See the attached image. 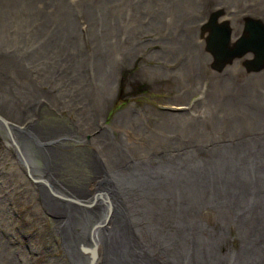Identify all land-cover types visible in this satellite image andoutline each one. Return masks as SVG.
Wrapping results in <instances>:
<instances>
[{
    "label": "rangeland",
    "instance_id": "obj_1",
    "mask_svg": "<svg viewBox=\"0 0 264 264\" xmlns=\"http://www.w3.org/2000/svg\"><path fill=\"white\" fill-rule=\"evenodd\" d=\"M182 1L185 0H48L44 3L43 0H40L39 3H43L40 6L45 9H43L45 14L41 13L47 15L54 11L58 18L60 39L57 42L55 41L56 44L51 53L52 55H48L44 51L40 52L41 50L38 49L36 31L38 32L39 30H35V28L39 24L34 23L36 20L23 13L22 10L17 11L15 7L11 6L13 8L7 10V12L4 10V15L7 19L6 25L0 23V79L7 81L13 94L17 95L21 91L19 87L23 88L21 83L24 75H31L28 72V68L37 77L46 78V76H50V72L54 75L57 74L55 76V85L56 94H59L58 97L60 99L66 97L67 100L73 99L82 103L80 108L84 106L88 109L81 116L88 115L92 117L94 113L93 106L101 102L103 77L110 76L108 73L119 71V92L116 100L109 108L104 118L105 122L101 120L99 122L100 124H105L107 128L111 126L116 129L113 127L114 125L118 127V124H115L114 121L115 117L124 112L132 101L136 102L137 107L149 109L156 119V122L149 126L152 128H149L144 133L138 129L134 130L135 134L140 135L137 138L140 144H136L135 147L137 150L136 157L148 161H154L157 155L160 157L164 155L162 161L169 157V163L171 164L173 160L180 158H174L175 152L188 159L191 157L190 150L195 149L200 144L215 143L218 148L221 147L220 151L222 152L224 149L223 145L226 143L236 145L240 151L243 147L241 142H244L247 147L251 146V148L263 143L264 138L260 139L258 137L264 134V73L243 79L246 71L244 69L239 71L235 69L231 75L228 72L226 76L218 80L217 74L210 73L209 64H206L207 58L204 57L205 55L202 51L201 57H196V59L194 57L198 50L190 49L186 53L182 52L180 56H185L184 67L186 69L175 70L171 69L176 65L168 63L177 59L178 55L171 52L162 53L161 55L158 53V35L154 31L156 18L160 11L168 18H177L175 6ZM226 1L230 3L232 11H238L240 15L248 13V10L240 11L241 4L238 0ZM210 4L218 6L216 0L214 3L209 0H201L197 3L193 20L188 22L186 27V36L191 42H195L197 33H199V24L206 20V13ZM11 12L12 16L9 15ZM239 21L240 19L235 24L237 29L241 25ZM38 27L43 29V26L39 25ZM54 29L55 27L51 29L50 34ZM172 29L176 32L177 24H172ZM16 30H19L18 34ZM68 35L73 36L71 46L69 45L70 41H67ZM30 49H32L31 51L34 54H27ZM8 51L14 52L9 53ZM126 56L131 57L129 63L124 62ZM32 57H35L38 61H31ZM100 58H102V61H100ZM191 58H193V61ZM36 62H38L37 65L35 64ZM99 64H101L100 70ZM39 82L41 85L45 83L43 81ZM49 82L54 84L52 79ZM97 92L100 95L99 98L96 97ZM5 93L10 94L9 91L7 92V87H1L0 96L6 95ZM145 104L147 106H144ZM39 108H41L40 123L48 125V127L52 126L54 130L61 128L56 123L60 122L61 119L58 116L59 108L50 104L45 105V103ZM67 111L69 112V110ZM179 113L186 114L172 120V122L163 121L162 127L159 125L160 116L168 120V118H174L172 115H181ZM69 114L72 115L71 122L73 124L75 114L70 112ZM132 117L130 116V119L128 118V121H126L131 126L134 125V120L137 121ZM87 122L89 121L87 120ZM90 124L91 122L87 125H78V130L80 133H86L88 136L87 140L94 141V145L96 147L98 145L97 148L101 150L99 144L101 137H99V134L96 136L99 130H96L95 127H90ZM129 124H122L121 132L125 134L127 130L132 133V130H129L131 128ZM159 128H162L163 132ZM63 129L65 128H61V130ZM0 130L5 131V128L0 126ZM112 131L114 132L115 130ZM115 133V135H118L117 131ZM93 138L94 140H92ZM121 139L122 141L119 140V136H115V140L112 139L113 142H110L107 138V141H109L108 145L114 143L120 152H111L106 147L105 150H102L107 153H105V156L112 165V169L117 168L116 163H113L117 153L124 154V148H127L123 144L126 142L125 137L121 136ZM77 141L80 144L84 143L83 141ZM74 149L68 151H73ZM84 150L82 153H88L86 145H84ZM250 153H243L240 156L249 158ZM66 155H68L67 152ZM169 163L164 168L163 176H170ZM81 165L67 166L66 180L72 187H76L73 186L75 185L73 179H76V182L80 185L87 184L85 186L86 192L90 182L89 178L80 182L77 176L73 174L74 168ZM82 166L85 167L84 165ZM58 169L61 170V167ZM62 170L61 173L64 174ZM123 174H125V171ZM219 177L222 178L221 168L218 170ZM218 191L222 192L219 189ZM145 192H139V195L142 194V200L146 199L145 196L150 199L156 197L158 198L155 200L157 207L159 209L172 208L171 210L175 216V208L179 206V203L173 207L170 202L168 206L166 201L164 203L161 201V198L165 197L164 195L160 194V198L157 194L150 195ZM32 201H35V198L26 201L25 205H32ZM18 208L20 215L15 217L13 221L22 224L23 227L26 226L27 230L30 231L29 234L33 233L34 235L33 243L31 240L24 242L27 243V245H23L25 250L27 248L30 251V254L26 252V258L29 259V264L44 263L40 243L41 233L44 232L45 228L43 225L40 227V224L35 222V220V225H33L25 206L20 204ZM34 212L36 214L40 213L38 206L34 208ZM191 214L192 212H189L187 208L182 219L186 215H188L186 218L190 217ZM242 222L244 223L243 226L233 225L238 230V233L233 236H242L246 241L245 246H247L246 243L251 237L254 240L253 244L256 246L262 244L264 237V220L262 216L258 215V213L250 214L246 222L243 219ZM231 225H228L229 227L228 230H225V234L223 232V237L221 235L218 236L219 241H212V255L218 254L220 251V242L226 243V245L227 243H232L228 234ZM16 227L18 228V226L8 227L12 235H17ZM21 235L24 234L21 233ZM160 235L164 239V233L161 232ZM225 235H227V241H224ZM13 241V245H20L17 239ZM6 245L7 251L4 250V254L3 252L2 254L0 253L3 264H11V262L22 264L24 260L10 258L7 255V253H14V248L11 247L10 243ZM61 252L64 254L63 251ZM18 253L20 254L21 252L19 251ZM18 253H14L16 257ZM64 256L63 258L66 260V254ZM213 263L218 264L214 260Z\"/></svg>",
    "mask_w": 264,
    "mask_h": 264
},
{
    "label": "bare ground",
    "instance_id": "obj_2",
    "mask_svg": "<svg viewBox=\"0 0 264 264\" xmlns=\"http://www.w3.org/2000/svg\"><path fill=\"white\" fill-rule=\"evenodd\" d=\"M46 1H48V0H43V3ZM33 2H35V3H33ZM39 2H40V0H0V23H3L4 25H6V23H7V19L4 15V10H6V12H7V10L12 9L13 7H15V9H17V11L22 10L23 13L31 16V18L36 20L34 23H36V24L38 23L40 26H43V29L38 27L39 25L36 26V28H35V30H39L38 32L36 31V39H37L36 42L38 43L37 46H38V49L41 50L40 52L44 51V53H46L48 55H52L51 53L54 49V46H55L57 40L60 39L59 29H58V18H57L54 11H51L47 15H44L45 9L43 8V6H40L43 3H39ZM11 6H13V7H11ZM240 8H243L242 5H240ZM41 12H43L44 14H42ZM9 15L12 16V12L9 13ZM239 16H241V15L238 13V11H234V18L237 20L236 23L240 19ZM33 19H31V20H33ZM28 23H29V21H28ZM54 27H55V29L50 34L51 29ZM3 28H4V26H3ZM18 31H17V34H18ZM72 39H73V36L68 35L67 41H70L69 42L70 46L72 45V42H73ZM62 47H63V45H62ZM15 50H17V49H15ZM31 50L32 49H30L29 52L27 53L28 55L34 54ZM8 52L11 53L14 51H8ZM35 52H36V50H35ZM130 58L131 57L126 56L124 59V62L129 63V61L131 60ZM34 60L38 61V59H35V57H32L31 61L34 62ZM100 61H102V58H100ZM35 64L37 65L38 62H36ZM100 69H101V64H99V70ZM56 70H57V68H56ZM28 72L31 75H28V76L24 75L22 83H21L23 85V88L19 87V89L21 91H19L17 93V95L13 94V92L11 91V88H10V84L7 81L0 79V88L1 87L2 88L7 87V92L8 91L10 92V94L5 93L6 95L0 96V126L1 127L3 126L6 129V131L8 132L7 135L10 137V139L8 137H6L5 134L3 133V131L0 130L1 145L4 147L2 149V152L0 155V162L1 161L10 162V163L12 162V165L10 166V170H11L10 190L12 191L11 194L16 196V199L19 198V200L23 203V205L26 203V201H30L33 198H35V201L37 200V192L35 191V188L32 187L34 179L41 178V179H44L45 181H48L49 183H51L48 180V178L44 175L43 171L40 168H37V166H38L39 161L41 162L44 159L48 160L50 158L52 151L54 153V156L57 159V162H58L57 165H59V168L61 167V170L63 168H65L64 170H62L63 173L68 172V170L66 169L67 166L75 165V164H82V165L90 168V155H91V153H82V155L80 154L81 156H77L78 154L76 155V148L73 145H71L72 143L70 145H68L67 141L59 140V138L62 136H65V135L66 136L74 135L75 137L73 140H75V141L79 140V141L84 142L82 144L83 145L82 152H84L85 151L84 145H86L85 144L86 141L83 138L87 139L88 136L86 133H80V131L78 130L79 129L78 125H87V124H89V122H91L90 127L92 126V127H95L96 130H99L97 133L99 134V137H101L99 139V144H100L101 150H103V149L105 150V147H106V149L109 148V150L111 152H120L114 143H111L108 145V142L109 141L113 142V140H115V136L116 137L119 136L120 141H122L121 136L125 137L126 142H124L123 144L127 148H129L128 154L127 153H124V154H118L117 153V155L115 156V158L113 160V163L114 164L116 163V165L121 164L123 166V168H125V170H124L125 174H123L124 184H122V187L124 188V190L127 194L135 195L136 193L133 192L132 190H134L135 187H141L142 192H145L147 190L145 193H148L150 195H152V194L156 195L157 194L158 197H160V194L164 195L165 196L164 198H166V200H165L166 204L168 206L170 205V202H171V205H173V207L175 206V204L179 203V206H177V208H175V210H176L175 216L178 219H180L181 223H182V216L186 212L187 208L189 209V212L193 213L195 210H200V209H204L206 207H209V208L213 209L214 211H216V213L218 215V225L220 226V235L222 236L223 232H224V234L226 233L224 228H226L228 230V227L230 226V224H232L231 226H233L235 224L234 216L236 213L235 212L236 206L231 204L232 200L234 199V198H232L231 194L233 192L240 191V189L242 187L241 185H243L244 186V189L242 190L243 199L250 198L252 194L255 197L258 196L260 200L262 197L263 204L261 205V207H259L260 210L258 212V215L260 214L264 220V144H263L264 142L257 144V145H255V147H252V148H251V146L247 147L244 142H241L243 144L241 151L238 149L239 147H237L236 145L226 143L223 145L224 149L222 150V152L220 151L221 147L218 148V145H215V143L204 144V145L200 144L195 149L190 150V155H191L190 158L183 160L185 170L183 172H181L179 175H176V173H175L176 171H175L174 166L170 165V168H169L170 176H168V177L163 176L162 173H164V168H165V166H167L166 164L169 163L170 158L168 157L167 159H164V161H162L163 160L162 157L164 155H162L161 157L159 155H157L154 158V162L157 166V169L154 171L153 176L151 178H148V179H143L144 177H142V175L140 173L141 169H138L134 166H133V168L129 167L131 164V161L140 160V157H136L137 150L135 148L136 144L139 143L138 142L139 140H137V138L140 135L138 136L137 134H135L134 130L138 129L142 133L147 132L149 128H152V127H147L151 124L150 120H152V119L156 120L155 115L152 112H150L149 109L137 107L136 105H134L132 103L124 112L118 114L115 117L114 121H115V124H118V127L116 125H114L113 127L116 129H113L111 126L107 128L105 126V124H100V122H99V120L105 122L104 118L107 115L109 108L113 105L114 101L116 100L117 94L119 92L118 91V89H119L118 84H119V80H120L119 71H114V72L108 73L110 76L103 77L101 102L98 105L93 106L94 113L92 114V117H90L88 115L83 116V117L81 116L83 114V112L85 113L88 109V108L86 109V107L83 106L84 108L82 107L83 108V110H82V108H80L82 103L76 102L73 99L67 100L66 97L64 99H60L58 97L59 94H56L57 89H56V85H55V80H56L55 76H57V74L54 75L52 72H50L51 78H49L50 76H46V78H45V77H39V76L37 77V75L34 72L29 71V68H28ZM51 79L54 81V84H51L49 82ZM38 80L43 81L45 83L43 85H41V83ZM99 96L100 95L97 92L96 97L99 98ZM18 98H20V99H18ZM44 103H45V105L50 104L51 106H55L56 108H59L60 110L63 108L67 109V110H69L70 113L75 114L73 125H75L77 127L75 129L77 131V133L75 131L68 132L65 129H63L64 130L63 131V130H61V128H56V130H54V128L52 126L48 127V125H44V124L40 123V116H41L40 109L41 108H39V107H41ZM179 114H181V115H178V114L172 115L174 118L173 119L168 118V120H166V118H164L163 116H160L161 120H160L159 125L163 126V121L172 122V120H175L176 118L181 117V116L185 115L186 113H179ZM130 116H133L134 119L137 120V121L134 120L133 126H131L128 122L126 123V121H128V118ZM184 119H185V117H184ZM87 120L89 122H87ZM122 124H129L131 126V128L129 130H132V133H131V131L128 132L127 130H126L127 133H125V134L123 132H121ZM140 124H142V125L140 126ZM143 124L145 127L143 126ZM135 127H136V129H135ZM92 130H94V129H92ZM112 130L117 131L118 135H115L116 134L115 131L113 132ZM159 130L161 132H163L162 128H159ZM143 135H141V136H143ZM247 137H249V136H247ZM95 138H96V136H95ZM107 138L109 139V141H107ZM140 138H142V137H140ZM220 138H221V136H220ZM110 139L111 140L113 139V140L111 141ZM171 139H170V141H171ZM57 140H59V141H57ZM92 140H94V138ZM8 141L10 142V144H13L16 151L18 152L17 153L15 151V153H17V154H15L14 156H16V157L11 156V155H13L12 152L9 153L11 155L8 154L9 149H8V146H6V144H8ZM55 142H56V144L53 146V144ZM91 142H93V144L95 143L94 141H91ZM96 145H97V142H96ZM97 147H98V145H97ZM72 149H74V150L68 151V150H72ZM249 150L251 153L249 152ZM66 152L68 155H66ZM247 152H248V154L250 153L249 158H245L246 156H240L243 153L247 154ZM97 154H98V152H97ZM142 160H144V159H142ZM23 163H25V165ZM223 164H224V167H223ZM23 166L27 167L28 172L31 175L30 176L31 178L27 174H24V172L21 168ZM227 166H229V167L227 168ZM220 168L222 170V178H220V177L218 178V170ZM57 170H58V173H59V171L61 172V170H59V169H57ZM16 172H20L22 174L16 175ZM36 174H38L39 176H36ZM70 178L73 179L72 177H70ZM64 180H66V178H64ZM89 180H91L90 177H89ZM95 180H97V179H95ZM73 182L75 183V185H73V186H76V187H73L74 190H76L78 192L85 193V186L87 184L80 185L78 182H76V179H73ZM68 184H69V182H68ZM33 186L35 187V185H33ZM23 189H24V191H23ZM218 189L222 190V192H219ZM55 191H57V190H55ZM110 191H111V193H110L111 200L119 205L120 197L118 195V190L114 189L113 187H110ZM44 193H45V191H44ZM45 195L49 201L48 203L46 201L45 206L49 210H51L53 213H55L56 217H57L56 218V227L57 228H55V234H61L59 228H60L62 219L64 217L63 215L72 216L71 214H74V213L75 214L82 213V215L80 216L81 219L80 218L76 219L74 216H72L73 217L72 225L74 226V228H76L78 226H84L85 225L86 228L88 229V231H89L91 225L93 224V221L95 218L97 219L98 222L99 221L102 222L105 220L104 216H103V213L105 212V210L103 209V206L102 207L99 206L98 208H96V206H93L90 209L82 210L77 205H73L71 203H70L71 206L67 205V201H64L61 199H58V200H56V202L52 203L51 198L48 197L46 193H45ZM89 195H91V194H89ZM8 196H10L9 193H8ZM135 196H139V195H135ZM77 197H78V199H80L83 196H77ZM71 198H72V196H71ZM240 198H241V196H240ZM7 200L10 201L8 198H7ZM94 200H95V198H94ZM257 200H258V198H257ZM238 201H239V199L235 200V202H238ZM3 204H5V202L0 203V205H3ZM228 204H231L232 206H228ZM245 210H246V208H245ZM39 211H40V209H39ZM226 214H228V216H229L228 218H225ZM0 215H1V212H0ZM186 216H188V215H186ZM186 216L184 217L185 220H187L189 218V217L186 218ZM232 217H233V219H231ZM238 217H241V215ZM199 218H200V216H199ZM259 218H261V217H259ZM97 224H99V223H97ZM237 225L243 226L244 223L241 220L240 223ZM9 228H10V226H9ZM7 231H9V230H7ZM185 232H186V230H185ZM21 233L24 234V231L23 230L18 231V235H21ZM102 233H103V229H98V230L93 232V235L90 233L89 237L87 236L88 234L86 236H84L82 233L74 235L77 238V241L75 243H77V245L79 246L81 244V241L84 240L86 242V244H85L86 247L93 246L91 244V242L89 241V239H91V237H92V239L95 241V245L98 247V254H97V258H96L97 264H104L105 263L104 238H103ZM237 233H238L237 229H235L233 233H231L229 231L228 232L229 238H232L233 235H235ZM207 236H208V234H207ZM217 236H218V234H216V237ZM256 237H258V236H256ZM160 238H163V237L160 235V233H158L157 240ZM210 238H212V237H210ZM13 239L15 240L16 238H13ZM13 239H11V240H13ZM203 239H205V238H203ZM217 240H218V237H217V239H214L213 241H217ZM88 241H89V243H88ZM253 241L254 240H252V237H251L246 243L247 246H245V247L247 250V252H246L247 254H246V256L243 257V259H241L242 264H261V249H262L261 247H262V244H259V246H256L255 244H253ZM13 242L14 241L9 242L8 240H6L3 237L2 227H0V253L2 254V252L4 250L7 251V249H6L7 245L6 244L10 243L11 247L14 248V253L17 254L19 251L21 253L20 254L18 253L17 257L13 252H12V254L7 253V255H9L10 258H14V259L19 258L21 261L22 260L25 261L27 259L26 258V252H29V254H30V251H28L27 248L25 250L23 244L20 243V245L17 246V245H13L12 244ZM65 242H66L67 246L70 247V250H71L73 248L74 241L71 239H66ZM206 242H207V240H206ZM110 243L112 244V242H110ZM137 246H138V244H137ZM127 247H126V249H127ZM243 248L241 251H243ZM119 249H118V251H119ZM126 249L124 248V250H126ZM113 250H114V246L111 245L110 249L108 250L109 259H111V257H114ZM130 250H127V251H130ZM4 253L5 252H3V254ZM212 253H213V251H212ZM212 253L210 252L208 255V258L203 260V264H214L212 258H214V259L217 258L218 254L216 253V254L212 255ZM72 254H73V260L81 259V261H80L81 264H90V259L81 257L78 254V251L73 250ZM121 254H122V252H121ZM64 258H65V256H64ZM149 258H150V256H148V259ZM0 264H3L1 257H0ZM11 264H14V262H11ZM111 264H119V263L114 259L111 262ZM226 264H228V263H226Z\"/></svg>",
    "mask_w": 264,
    "mask_h": 264
},
{
    "label": "flooded vegetation",
    "instance_id": "obj_3",
    "mask_svg": "<svg viewBox=\"0 0 264 264\" xmlns=\"http://www.w3.org/2000/svg\"><path fill=\"white\" fill-rule=\"evenodd\" d=\"M132 103L136 105L135 101H132L130 104ZM144 106L147 105L145 104ZM58 111H59L58 116L61 119L60 122H56V123L59 124L61 128H65V130L68 132L75 131L77 133V131L75 130L76 129L75 125H73L71 122L72 115H70L69 112L64 109L62 110L58 109ZM150 122L151 124H153L156 121L152 119L150 120ZM3 133L5 134L6 137L10 139V137L7 135L8 132L6 131V129L5 131H3ZM96 136H98V133L96 134ZM74 137H75L74 135L71 136L65 135L60 137L59 140L67 141L68 145L72 143L71 145H73L76 148V155L78 154L77 156H81L83 145L80 144L78 141L73 140ZM258 138L263 139L264 134L260 135ZM83 139L86 141V146L88 147V153H91L90 169L87 166L85 167L76 166L73 170V174L77 176L80 182H83L90 177L91 180L88 184V189L86 190L85 193L74 190L73 187L70 184H68L66 180H64V178H66L67 176V172L62 174L59 171L58 173L57 169L59 168V165H57L58 164L57 159L52 151L50 158L48 160L44 159L41 162L39 161L37 166V168H40L43 171L44 175L48 178V180L51 183L41 178H36L37 180L34 179L33 185H35V187L33 185L32 187L35 188V191L37 192V200L32 201L31 203L32 205L30 206L25 204L23 205V203L19 200V198L16 199V196L11 194L12 191L10 190V175H11L10 166L12 165V162L11 163L4 161L0 162V186L2 185L0 187V198H1L0 203L5 202V204L0 205V212H1L0 227H2L3 237L9 242L13 241L14 240L13 238H16L17 241L23 245H27V243L24 242H28L29 240H31V242L33 243V238H34L33 233L29 234L30 231L27 230L26 226L23 227L22 224L13 221L15 217L20 215L18 205L22 204L23 206H25L26 211L29 212V218L30 220H32L33 225H35L34 223L35 220V222H38L40 224V227L43 225L45 228L44 232L41 233L40 246H41V252L43 253V262H44L41 264H63L64 262H65L64 264H81L80 262L81 259L73 260V254H72L73 250L78 251V254L81 257L90 259V264H97L96 258L98 254V247L95 245V241L92 239V237L91 239L89 238L88 239L93 246L86 247L85 246L86 242L84 240H82L81 244L78 246L77 243H75L77 241V238L74 235L82 233L84 236L88 234L87 236L89 237L90 233L93 235V232L98 229H103L102 234L104 238V258H105L104 264L106 263L111 264V262L114 259L119 264H156V263L157 264L159 263L160 264H186V263L203 264V260L208 258L209 253L212 252L213 250V248L211 247L212 241L220 235V226L218 225V215L216 211H214L209 207L200 210H195L187 220L182 219V223H181L180 219L174 216L170 208L159 209L157 207L155 200H157L158 198L153 197V199H150L148 198V196H145L146 199L142 200V195H139L140 193H142L141 187H135L134 190H132L133 192L136 193L135 195H139V196L127 194L124 188L122 187V184H124L123 172L125 168H123V166L119 164L116 165L117 166L116 169H112V165L106 158L105 153L102 150H99V148H97L91 141L89 142L87 139L85 138ZM56 142L53 144V146L56 144ZM6 146H8L9 149L8 154L12 152L13 155L11 154L9 155H11L12 157H16L14 155L17 154L18 152L16 151L13 144H10V142L8 141V144H6ZM3 148L4 147L1 145V140H0V155ZM15 151L17 153H15ZM124 151L125 153L128 154V150L126 148H124ZM175 157L176 158L180 157V158L177 160H173V162L169 164L174 166L176 175H179L181 172L185 170L184 161H183L185 159V156H180L175 152L174 158ZM23 164L25 165V163ZM133 166L138 169H141L140 173L142 177H144L143 179L151 178L153 176L154 171L157 169L155 162L152 160L147 161L140 159L138 161H131L129 167L133 168ZM21 168L24 174H27L29 177L31 176L26 166H23ZM18 174H22V173L16 172V175ZM36 176L39 175L36 174ZM241 186L242 187L240 191H236L231 194L232 198H234L231 204L236 206L235 209L236 213L234 216L235 224H239L242 219L246 222L249 215L257 214L260 210L259 207H261V205L263 204L262 197L260 200L258 196L255 197L253 194L250 197L251 199L250 198H245L246 200L243 199L242 190L244 189V186L243 185ZM110 187H113L114 189L118 190V195L120 197L119 205L111 200ZM54 189L57 191H55ZM44 191L47 194V196L51 198L52 203L56 202V200L58 199H61L67 201V205H70L71 203L73 205H77L82 210L90 209L93 206H96V208H98L99 206L100 207L103 206V209L105 210V212L103 213L105 220L103 219L104 221L98 222L97 219L95 218L93 224L91 225L88 231L85 225L78 226L76 228H74V226L72 225L73 222L72 216H74L76 219L79 218L81 219L80 216L82 215V213L79 214L74 213L71 214L72 216L63 215L64 217L62 219L59 228L61 234H55V228H57L56 227L57 217L55 213H53L45 206L46 201L47 203L49 201ZM8 193L10 196H8ZM77 196H83V197L78 199ZM7 198L10 201H8ZM236 199H239V201L235 202ZM161 201L164 203L165 198H162ZM231 204H228V206H232ZM36 206H38L40 209L39 214H36L34 212V208ZM244 207L246 208V210ZM226 215L225 218H228L229 217L228 214ZM240 215L241 217H238ZM231 219H233V217ZM9 226L10 227L18 226V228L16 227L17 235L19 230H23L24 235H19V236L11 235V233L7 231ZM224 230L227 229L225 228ZM234 230H235V226H231L230 232L233 233ZM161 232L164 233V239L160 238L157 240L158 233ZM216 234H218L217 237ZM203 238H205L207 242H205V239ZM232 238H231L232 240L231 244L227 243L226 245V243L220 242V247H219L220 251L218 252V258L214 259L211 257L216 263L242 264L241 259H243V257L246 256L247 254L246 253L247 250L245 247L246 241L242 236L239 237L233 236ZM66 239H71L74 241V245L71 250L70 247L67 246L65 242ZM224 241H227V235L226 238H224ZM263 241H264V237H263ZM263 241L261 247L262 248L261 264H264ZM110 242H112V244ZM111 245L114 246V250H113L114 257H111V259H109L108 250L110 249ZM124 248L126 250H124ZM242 248L243 251H241ZM61 251H63L64 254H62ZM121 252L123 255L121 254ZM65 254H66V260L63 258ZM148 256H150L149 259ZM22 264H29V259H27V261L26 260L23 261Z\"/></svg>",
    "mask_w": 264,
    "mask_h": 264
},
{
    "label": "water",
    "instance_id": "obj_4",
    "mask_svg": "<svg viewBox=\"0 0 264 264\" xmlns=\"http://www.w3.org/2000/svg\"><path fill=\"white\" fill-rule=\"evenodd\" d=\"M199 1L201 0H185L178 3L175 6L177 18H168L163 12H159L154 30L158 35V53L161 55L171 52L178 55L171 63H164L175 64L176 66L171 70L186 69L185 56L180 55L192 49L198 50L195 59L201 57V51L203 52L210 73L217 74L218 80L228 72L231 75L235 69L246 71L243 79L262 75L264 73V0H238L243 7L240 11L248 10L247 14L239 16L241 22L240 26L237 25L239 29L236 28L237 20L234 18L230 3L226 0H216L218 6L209 5L206 20L199 24V33L195 42H191L186 36V27L187 23L193 20ZM209 1L215 2V0ZM172 24H177L176 32L172 29ZM191 60L193 61V58Z\"/></svg>",
    "mask_w": 264,
    "mask_h": 264
}]
</instances>
